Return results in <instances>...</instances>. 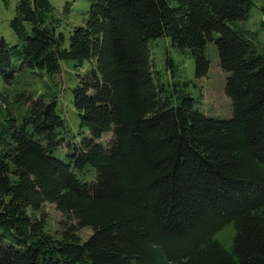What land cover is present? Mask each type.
Returning <instances> with one entry per match:
<instances>
[{"label":"trees","instance_id":"1","mask_svg":"<svg viewBox=\"0 0 264 264\" xmlns=\"http://www.w3.org/2000/svg\"><path fill=\"white\" fill-rule=\"evenodd\" d=\"M87 2L69 39L51 0H21L19 44L0 38L9 85L74 62L80 119L68 139L53 94L20 97L21 118L0 97V264H264V44L245 27L255 9L264 21V0ZM159 41L188 54L198 79L216 46L231 119L201 111L172 57L155 69ZM45 203L77 222L62 239L37 217ZM231 224L226 249L216 236Z\"/></svg>","mask_w":264,"mask_h":264},{"label":"rangeland","instance_id":"2","mask_svg":"<svg viewBox=\"0 0 264 264\" xmlns=\"http://www.w3.org/2000/svg\"><path fill=\"white\" fill-rule=\"evenodd\" d=\"M21 0H0V38H5L7 42L13 46L19 44L17 37L13 33L10 23L16 15V9ZM56 8V13L59 18H62L66 24L67 39L71 36V30L76 26L84 24L88 17L89 2L87 0H51ZM72 9L70 13H66V7ZM247 29L258 33V44H264V21L263 15L257 10H253L251 19L245 24ZM69 43H67L68 45ZM154 47H151V54L155 69L160 72H165V62L168 57H172L178 66L183 70L184 75L191 84L189 93L195 98L199 104V108L203 113L211 118L220 120H229L233 117V108L231 100L225 92L226 80L228 75L221 68L219 63L218 51L214 44L209 47V56L211 66L207 77L198 79L195 75L194 61L188 54H183L173 50L169 42H156ZM73 63V64H72ZM92 63L85 64L83 72L92 68ZM74 62H64L61 73L55 76L46 74H26L16 77L14 84L9 85L6 81L0 78V97L8 100V103L13 107L15 114L21 118L27 111L28 106L23 103H18L23 95L26 97H37L42 94H53L59 101L61 112L69 125V134L67 138L72 139L73 133L78 134L80 119L79 114L73 105V95L69 91L71 87L77 84V72L75 71ZM169 78L168 73L165 74ZM111 139V135L103 137L102 143H107ZM79 143L77 139L76 142ZM66 145V144H65ZM67 150L62 148L57 156L65 161ZM68 153V151H67ZM91 180V178H90ZM88 180V181H90ZM46 217V232L57 239H62L64 233L72 226L77 224L72 218L66 217L63 213L57 210L55 204L45 203L37 217ZM92 234L91 228H83L77 232V236L84 242ZM234 237L233 225H228L223 229L216 238L226 248L230 249Z\"/></svg>","mask_w":264,"mask_h":264}]
</instances>
